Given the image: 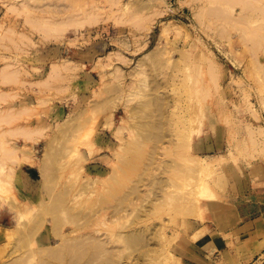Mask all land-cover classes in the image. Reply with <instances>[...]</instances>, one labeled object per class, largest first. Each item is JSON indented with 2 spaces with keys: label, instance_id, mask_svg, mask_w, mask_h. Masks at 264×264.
<instances>
[{
  "label": "rangeland",
  "instance_id": "374dc122",
  "mask_svg": "<svg viewBox=\"0 0 264 264\" xmlns=\"http://www.w3.org/2000/svg\"><path fill=\"white\" fill-rule=\"evenodd\" d=\"M251 32L264 0H0V264H74L101 234L113 264H264V219L239 216L264 212Z\"/></svg>",
  "mask_w": 264,
  "mask_h": 264
},
{
  "label": "bare ground",
  "instance_id": "6f19581e",
  "mask_svg": "<svg viewBox=\"0 0 264 264\" xmlns=\"http://www.w3.org/2000/svg\"><path fill=\"white\" fill-rule=\"evenodd\" d=\"M198 13H199V10H198V11L195 10L194 16H195V14H198ZM197 17H198V15H197ZM86 20H87V19H86ZM87 21H88V20H87ZM89 21H90V18H89ZM251 33H252V35H250V37L252 36V37H251L252 39H255L256 41H262V40H264V36H263V35H262V38H259L254 32H251ZM68 61H69L68 59H64V58H63V59L59 60L58 62H60V63L62 62L61 64L66 63V65H67V63H68V65H69L70 61H69V62H68ZM60 63H59V64H60ZM54 64H55V63H54ZM54 64H53V65H54ZM61 64H60V66H61ZM53 65H52V67H53L52 69L54 70V72L56 71V69H60V68H61V67H60L59 65H57V64H56V65H57L58 68H54V67H56V66H55V65L53 66ZM63 65H64V64H63ZM63 65H62V66H63ZM66 65H64V66H66ZM72 66H73V65H72ZM59 67H60V68H59ZM66 67L68 68V66H66ZM66 67H65V69H66ZM62 68H64V67H62ZM69 68H70V66H69ZM53 70H51V71L53 72ZM208 70L211 71L210 69H207L206 72H207ZM212 71H213V70H212ZM210 73H211V72H209V74H210ZM216 73H217V72H216ZM216 73H215V74H216ZM209 74H208V75H209ZM213 74H214V72H212V75H213ZM210 75H211V74H210ZM212 75H211V76H212ZM216 76H217V75H216ZM213 77H214V75H213ZM214 78H215V77H214ZM165 103H166V102H165ZM160 104H161V103H160ZM162 104H163V103H162ZM162 104H161V106H162ZM167 104H168V102H167ZM173 105H175V104H173ZM158 106H159V105H158ZM172 107H174V106H172ZM175 107H176V105H175ZM157 108H159V107H157ZM160 108H162V107H160ZM160 108H159V110H160ZM172 109H173V108H172ZM175 109H176V108H175ZM175 109H174V110H175ZM247 109H248V108H247ZM170 112H171V111H170ZM160 113L162 114V112H160ZM160 113H158L160 117L158 118V120H157L156 122H154V125H153V127L156 129V132L154 133V136H155V137H158L159 139H160L161 137H164V135H165V134H163L164 131H163L162 127H163L164 124H166L165 121H164L165 118H164L163 116H161ZM171 113H172L173 115H176L175 112H174V113L171 112ZM253 113H254V112H253ZM7 115H8V114H7ZM254 115H255V113H254ZM5 116H6V115H5ZM10 116H11V113H10ZM2 117H3V116H2ZM180 117H181V116H180ZM10 119H11V117H10ZM175 119H176V117H175ZM177 119H178V118H177ZM169 120H170V119H169ZM179 120H180V119H179ZM179 120H177V121H179ZM2 121H3V120H2ZM5 121H6V120H5ZM171 121H173V120H171ZM177 121H176V122H177ZM174 122H175V120H174ZM174 122H173V123H174ZM168 123H169V121H168ZM168 123H167L166 125H168ZM169 124H170V123H169ZM173 125L175 126V123H174ZM173 125H172V126H173ZM168 126H169V125H168ZM247 126H248V125H247ZM250 126H251V125H250ZM166 127H167V126H166ZM120 128H124V127L121 126V127H119V129H120ZM18 129H20V128H18ZM23 129H24V128H22V130H23ZM37 129H38V128H37ZM37 129H35V130H37ZM158 129H159V130H158ZM247 129H248V128H247ZM13 130H14V129H13ZM25 130H26V129H25ZM25 130H24V131H25ZM41 130H42V129H41ZM166 130H167V132H168V129H167V128H166ZM170 130H171V128H170ZM172 130H173V129H172ZM250 130H251V129H250ZM24 131H23V132H24ZM37 131H38V130H37ZM39 131H40V130H39ZM117 131H118V130H117ZM120 131H121V130H120ZM158 131H160L159 134H158ZM175 131H176V130H175ZM177 131H178V130H177ZM182 131H183V130H182ZM258 131H259V130H258ZM5 132H7V131H5ZM21 132H22V131H21ZM26 132H27V131H26ZM26 132H25V133H26ZM29 132H30V136H31V133L33 132V130H32V131L29 130ZM41 132H42V131H41ZM118 132H119V131H118ZM129 132H130V131H129ZM249 132H250V131H249ZM1 133H3V132H0V135L3 136ZM25 133H24V136L26 135ZM34 133L36 134V131H35ZM34 133H33V134H34ZM171 133H172V131H171ZM175 133H176V132H175ZM175 133H174V134H175ZM182 133H183V132H182ZM184 133H185V132H184ZM252 133H253V132H252ZM27 134H28V132H27ZM250 134H251V133H250ZM250 134H249V135H250ZM28 135H29V134H28ZM90 135H91V133H90ZM169 135H170V132H169ZM176 135H177V133H176ZM176 135H175V136H176ZM180 135H181V134H180ZM184 135H186V134H183V135L180 136V137H183ZM253 135H254V134H253ZM32 136H33V135H32ZM170 136H171V135H170ZM177 136H178V135H177ZM177 136H176V137H177ZM173 137H174V136H173ZM185 137H186V136H185ZM0 138H1V137H0ZM26 138H27V137H26ZM26 138H25V139H26ZM30 138H31V137H30ZM30 138L28 137V139H30ZM164 138H165V137H164ZM166 138H167V136H166ZM249 138H251V137H249ZM1 139H2V138H1ZM28 139H27V140H28ZM31 139H32V138H31ZM33 139H34V138H33ZM167 139H168V138H167ZM169 139H171V138H169ZM172 139H173V138H172ZM172 139H171V140H172ZM176 139H177V138H176ZM178 139H179V138H178ZM178 139H177V141H178ZM182 139H183V138H181V139L179 140V141H180L179 143H182V142H181ZM252 139H253V138H252ZM2 140H3V139H2ZM184 140H185V139H184ZM184 140H182V141H184ZM169 141H170V140H169ZM169 141L167 140V143H168L167 146L169 145ZM172 141H174V140H172ZM175 141H176V140H175ZM175 141H174V142H175ZM186 141H187V140H186ZM0 142L2 143L1 140H0ZM49 143H51V140H50ZM173 144H175V143H173ZM185 144H186V142H184V144L182 143V144H181L182 147H183ZM1 145H2V144H1ZM51 145H52V144H51ZM46 146L48 147V145H46ZM186 146H187V145H186ZM1 147H2V146H1ZM1 147H0V148H1ZM178 147H179V146H178ZM180 147H181V146H180ZM187 147H188V146H187ZM187 147H186V150H187ZM154 148H156V147H154ZM163 148H165V147H163ZM163 148H162V149H163ZM183 148H185V147H183ZM21 149H22V148H21ZM21 149H20V150H21ZM1 150H3V149L1 148ZM13 150H14V149L12 148V151H13ZM18 150H19V149H18ZM47 150H48V149H47ZM49 150H50V148H49ZM49 150H48L45 154H43V157L45 156L44 158L48 157V155H49ZM152 150H153V151H152L151 153L153 154V152H154L155 149H152ZM183 150H184V149H183ZM15 151H16V147H15ZM45 151H46V150H44V152H45ZM184 151H185V150H184ZM181 152H182V151H181ZM14 153H15V152H14ZM154 153H156V152H154ZM184 153H185V152H184ZM181 154H182V153H181ZM230 155H231V154H230ZM15 156H16V155H15ZM179 156H180V155H179ZM43 157H42V158H43ZM49 157H50V156H49ZM44 158H43V159H44ZM182 158H184V156H183ZM194 158H195V157H194ZM194 158H193V159H194ZM21 159H22V158H21ZM191 159H192V158H191ZM195 159H196V158H195ZM46 160H47V158L44 159V162H43V163H42V162H41V163H42V164L45 163V165H47L46 162H45ZM201 160H202V159H201ZM41 161H43V160H41ZM190 161H192V160H190ZM194 161H195V160H194ZM196 161H197V159H196ZM42 164H41V165H42ZM188 164H189V163H188ZM0 165H1V164H0ZM45 165H43V167H45ZM1 166H3V165H1ZM188 166H189V165H188ZM41 167H42V166H40V168H41ZM190 167H191V166H190ZM192 167H193V166H192ZM192 167H191V169H193ZM194 169H195V166H194ZM42 170H44V169H42ZM188 170H189V169H188ZM190 171H191V170H190ZM167 179H169V178H167ZM0 180H1V179H0ZM1 182H2V181H1ZM4 183H6V182H4ZM88 183H89V182H88ZM2 185H3V184H2ZM2 185H0V186H2ZM92 185H93V184H92ZM185 185H186V184H185ZM168 186L171 187V185H168ZM168 186H167V187H168ZM165 188H166V187H165ZM163 189H164V186H163ZM167 189H168V188H167ZM160 190H161V189H160ZM165 191H166V190H165ZM167 191H168V190H167ZM170 191H171V190H170ZM175 191H176V190H175ZM175 191H173L174 193L172 192L173 195H171L172 193H170V192L168 191V193L170 194V198L172 199V197H173V200H174V198H175V197H174V196H175V195H174L175 193H176V195H177L178 192L181 193L180 191H178V192H175ZM165 193H166V192H165ZM210 193H211V192H210ZM162 194H163V193H162ZM166 194H167V193H166ZM169 194H167L166 198H169V197H168ZM155 195H156V193H155ZM159 195H160V194H159ZM182 195H183V194H182ZM212 195H213V194H212ZM153 196H154V195H153ZM157 196H158V195H157ZM157 196H156V197H157ZM163 196H164V195H163ZM177 196H178V195H177ZM177 196H176V197H177ZM179 196H180V194H179ZM209 196H210V195H209ZM185 197H186V196H185ZM185 197H184V198H185ZM154 198H155V197H154ZM158 198H159V196L157 197V199H158ZM160 198H161V197H160ZM164 198H165V196H164ZM170 198H169V199H170ZM179 198H181V197H179ZM179 198H178V200H179ZM182 198H183V197H182ZM171 199H170V200H171ZM175 199H177V198H175ZM158 200H159V199H158ZM160 200H161V199H160ZM164 200H165V199H164ZM166 200H167V199H166ZM181 200H183V199H181ZM152 201H154V199H152L151 202H152ZM155 201H156V200H155ZM155 201H154V202H155ZM167 201H169V200H167ZM156 202H157V201H156ZM158 202H159V201H158ZM163 202H164V201H163ZM163 202H162V203H163ZM183 203H184V202H183ZM159 204H160V203H159ZM149 208H152V207H149ZM177 209H178V208H177ZM148 210H149V209H148ZM150 210H151V209H150ZM174 210H175V209H174ZM179 210H180V209H179ZM144 211H145V209H144ZM176 212H177V210H176ZM149 213H150V212H149ZM19 214H20V216H21L22 213L19 212ZM20 216H18V218H20ZM17 220H18V219H17ZM18 221H19V220H18ZM104 221H105V220H104ZM101 222H102V220H101ZM54 223H56V221H54ZM102 224H103V223H102ZM106 224H107V223H106ZM104 225H105V224H104ZM108 226H109V225H108ZM154 227H155V226H154ZM107 228L109 229V227H107ZM157 228L160 229L159 227H157ZM157 228H155V230H156ZM11 230H12V229H11ZM95 230H96V229H95ZM136 230H137V229H136ZM3 231H5V230H3ZM31 231H33V230H31ZM141 231H142V230H141ZM141 231H140L139 233H141ZM143 231H144V230H143ZM6 232H7V231H6ZM11 232H12V231H11ZM72 232H74V231L72 230ZM97 232H100V230H99V231L97 230ZM97 232H96V233H97ZM8 233H10V232H7V234H8ZM13 233H14V231H13ZM70 233H71V232H70ZM85 233H86V232H85ZM96 233H95V234H96ZM144 233H145V232H144ZM144 233H142V234H144ZM4 234H5V233H4ZM86 234H89V232L86 233ZM103 234H104V233H103ZM112 234H113V233H112ZM112 234H106V235H109V236H110V235H112ZM116 234H117V232H116ZM10 235L13 237V234L10 233ZM10 235H8V236H10ZM32 235H33V234H32ZM32 235L30 234V236H32ZM57 235H59V234H57ZM60 235H61V234H60ZM64 235H65V234H64ZM64 235L62 234V237H60V238H62V241H66V239H63ZM97 235H98V234H97ZM97 235H96V236H97ZM104 235H105V234H104ZM8 236H7V237H8ZM11 236H10V238H11ZM67 236H68V235H67ZM78 236H79L80 239H81V238L84 237L85 235H84V236L81 235L82 237H81L80 235H77V236H76V239H77V241H79V242H76V245H74V250H75L74 252H75V254L78 255V258L76 259V261H74V260L72 261L71 259H66L68 262L70 261L71 263H74V264H113V262H112V258H111L112 255H113L112 253H109V257H106V258H104V259H102V260H98V259H97V252H96V251H100L101 249L110 252V249H109V247L107 246L108 243L110 244V242H109V241H110V237H109V240H108L107 238L105 239L104 237H103V238H100V236H101V237L103 236L102 234H101L99 237H98V236H97V237H92V235H91V236L88 235L90 238L92 237V238H94V239H96V240L98 239V242H97V243H92L94 246H91V245L89 244V241H90V240H89V237H87V236L84 237V238H86V241H85V240H84V241H85L86 243L88 242V244H86V243L82 242L84 238H82V239H81L82 241H81V240H78V239H79ZM113 236L115 237V234H114ZM116 236H118V235H116ZM130 236H131V235H130ZM65 237H66V236H65ZM77 237H78V238H77ZM120 237H121V236H120ZM131 237H132V236H131ZM71 238H72V239H71ZM71 238H70V239L73 240L74 237H71ZM127 238H128V236H127ZM129 238H130V237H129ZM11 239H12V238H11ZM76 239H74V240H76ZM87 239H88V241H87ZM114 239H116V238H114ZM62 241H61V242H62ZM111 241H112V240H111ZM61 242H60V243H61ZM83 244H84V245H83ZM89 245H90V246H89ZM71 247H72V245H70L69 247H68L67 245H65V242H63L62 244H59V243H58V245H56V246H48L47 249L45 248L46 250L44 249V250H45V253H46V254H45V255H46V258L44 259V261H45L46 263H50V261L53 260V259H55V260H59V259H61V258H64V257H65V250L70 249ZM75 248H76V249H75ZM44 250H43V251H44ZM151 258H152V257H151ZM152 262H154V261H152ZM151 264H152V263H151Z\"/></svg>",
  "mask_w": 264,
  "mask_h": 264
},
{
  "label": "crops",
  "instance_id": "0c3cea01",
  "mask_svg": "<svg viewBox=\"0 0 264 264\" xmlns=\"http://www.w3.org/2000/svg\"><path fill=\"white\" fill-rule=\"evenodd\" d=\"M260 208L258 210H255V209L248 210L246 208V206H244L243 209L241 210L242 212L239 213V216L242 218V223H240V225L243 224V223H246V222H250V221H254V220H259L260 218L264 219V212L260 211ZM235 238H237V236L236 235H233L232 236V240H235ZM209 250L212 251L211 246L206 249V251H209ZM251 253L252 252H250L249 254H247L245 256V259L251 260L252 255H253Z\"/></svg>",
  "mask_w": 264,
  "mask_h": 264
}]
</instances>
